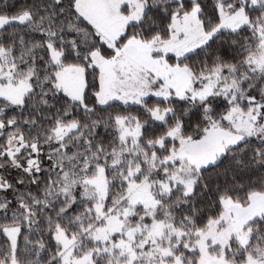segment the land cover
<instances>
[{
  "label": "snow or ice",
  "instance_id": "6c2138e0",
  "mask_svg": "<svg viewBox=\"0 0 264 264\" xmlns=\"http://www.w3.org/2000/svg\"><path fill=\"white\" fill-rule=\"evenodd\" d=\"M0 264H264V0H0Z\"/></svg>",
  "mask_w": 264,
  "mask_h": 264
}]
</instances>
